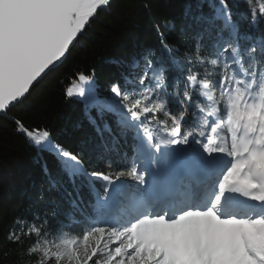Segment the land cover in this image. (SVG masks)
I'll use <instances>...</instances> for the list:
<instances>
[{
    "label": "snow or ice",
    "instance_id": "1",
    "mask_svg": "<svg viewBox=\"0 0 264 264\" xmlns=\"http://www.w3.org/2000/svg\"><path fill=\"white\" fill-rule=\"evenodd\" d=\"M116 7L0 0V129L57 165L0 223V264H264V0H192L179 26L146 0L154 42L106 89L61 80L95 132L72 150L25 105Z\"/></svg>",
    "mask_w": 264,
    "mask_h": 264
},
{
    "label": "trees",
    "instance_id": "2",
    "mask_svg": "<svg viewBox=\"0 0 264 264\" xmlns=\"http://www.w3.org/2000/svg\"><path fill=\"white\" fill-rule=\"evenodd\" d=\"M145 2L118 0V7L107 15L101 14L104 23L93 25L89 38L81 39L70 60L42 81L25 105L31 119L48 124L54 131V138L66 147L76 150L89 146L95 132L84 116L83 104L62 95L61 80L73 68L82 65L95 68L97 85L106 89L119 72V66L113 60L130 59L140 46L154 42V34L145 23L147 17L142 8ZM190 2L192 0H152L155 15L174 19L178 26L182 23L184 7ZM45 161L55 175L54 157L46 153L43 158L37 156L22 137L13 134L11 125L7 131L0 129V223L9 222L22 205L35 199L41 188L47 189V178L41 171ZM66 186L71 192V185ZM81 195L85 201L89 198L86 188L81 189ZM49 198L60 201L55 191L49 193Z\"/></svg>",
    "mask_w": 264,
    "mask_h": 264
}]
</instances>
